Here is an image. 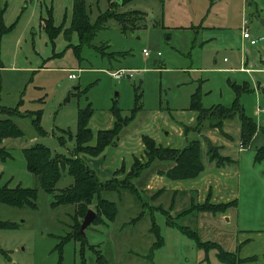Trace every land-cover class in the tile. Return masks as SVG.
I'll return each instance as SVG.
<instances>
[{
    "label": "rangeland",
    "instance_id": "rangeland-1",
    "mask_svg": "<svg viewBox=\"0 0 264 264\" xmlns=\"http://www.w3.org/2000/svg\"><path fill=\"white\" fill-rule=\"evenodd\" d=\"M74 1L0 0V118H10L20 130L0 141V184H37L23 153L34 143H44L53 154H71L78 110L87 104L93 109L89 125L94 131L112 125L113 103L122 115L138 108L119 133L131 149H123L124 144L112 149L115 143L96 156L80 154L100 179L122 164L124 172L116 176L123 177L134 156L145 158L143 133L178 147L199 138L204 170L194 178L170 179L160 176L165 163L155 160L132 179L140 195L123 187L102 191L116 203L114 218L95 213L80 227L81 239L61 246L59 262L58 243L73 229L74 210L72 204L51 205L53 193L72 182L62 170L55 191L38 187L35 208L0 202V219L16 226L0 227V247L10 255L0 254V264H228L218 260L214 243L238 259L257 255L240 264H264V157L256 159L257 148L264 146V0H133L118 10L139 11L142 28L122 32L110 19L85 43L70 27ZM83 1L91 24L108 7V0ZM50 8L53 24L62 25L53 40L43 29ZM209 17L220 27L205 28ZM245 19L252 38H261L255 46L242 37ZM120 68L124 74L113 77L111 72ZM69 71L77 77H68ZM232 82L248 86L238 101L257 125L249 145L241 144L238 116L225 119L221 129L205 124L201 132L184 135V124L195 125L196 111L188 109L192 93L199 94L203 107L229 106L236 96ZM206 138L234 160L217 166L209 159ZM110 149L113 158L104 156ZM85 156L101 160L91 165ZM106 162L109 175L100 168ZM207 196L212 202L236 198L237 204L223 212L194 209L179 217L192 201L198 204ZM93 203L86 209L95 210ZM167 220L194 228L208 250ZM152 224L162 236L160 244Z\"/></svg>",
    "mask_w": 264,
    "mask_h": 264
},
{
    "label": "trees",
    "instance_id": "trees-1",
    "mask_svg": "<svg viewBox=\"0 0 264 264\" xmlns=\"http://www.w3.org/2000/svg\"><path fill=\"white\" fill-rule=\"evenodd\" d=\"M131 1L133 0H108V7L106 10L100 13L97 16L96 21L91 24L89 22L88 14L86 13L84 1L75 0L73 3L70 27L77 32L81 43L88 42L89 39L110 19L115 20L119 24L122 32L129 29L142 28L138 21L143 18V15L139 11L118 10L119 7L126 5ZM159 1L163 2V0ZM46 14L47 16L43 18V29L47 32L51 40H53L62 31V25L55 26L53 24L51 8ZM63 33L68 39L69 34H67L68 32L66 29ZM231 84L235 89L236 96L229 106L218 103L213 104L210 107H203L199 100V94L197 92L192 93L191 103L188 109L196 111L195 125L190 128L184 124L182 126L184 135L189 131L194 130L196 132H201L205 128V124L221 129L225 119L238 116L240 121L241 144L243 147L249 145L255 135L257 125L251 117L244 113L243 107L238 101V95H240L241 92L248 90V86L246 83L240 85L236 82H232ZM137 109V107L132 108L130 114L122 115L120 108L113 103L110 108L114 117L112 125L94 131L89 125V119L93 113V109L90 104H87L78 110L75 133L76 142L71 154H53L50 148L44 143H34L25 147L23 153L27 167L36 175L37 184L34 186H22L21 184L9 186L8 183L0 184V202L17 207L28 205L35 208L38 187H41L47 192H53L55 191V184L60 178L62 170H66V172L72 176V182L59 189L57 192H54L53 200L51 201L53 207L60 204H72L74 207L71 215V218L73 219V229L67 232L64 239L58 243L59 262L62 258L61 246L70 239L82 238L83 234L80 231L81 224L78 219L79 216L84 215L86 212L85 210H87L86 208L93 203L94 199V211L98 216L100 215L98 218H101L102 215L109 220L114 218L117 212L116 203L113 200L103 197L102 191L118 190L123 187L140 195L138 188L133 185L132 179L139 177L142 171L149 167L155 160H165L170 163V166L166 170H159L160 174H163L170 179L194 178L204 170V163L201 160V140L199 138L188 139L184 146L178 147L163 145L158 143L153 136L143 133L141 134V141L143 143V154L145 158L140 159L139 157L134 156L128 171L124 173L123 177H117L116 174L118 172H124V164L114 169L111 176L105 179H100L96 171L86 163L80 154L85 153L90 156H96L99 155L106 146L115 144L119 138L120 130L133 119ZM7 111L10 113L16 112L15 109H8ZM38 118L39 116H36V118L33 119V122L36 125H38L39 122ZM19 133L20 130L10 118H0V141L5 136L16 135ZM206 140L205 141L208 143L207 153L209 159L211 161L214 160L217 166L224 165V162L226 161L232 162L234 160L230 155L218 152V147L211 144L207 138ZM262 157H264V146L258 147L256 151V159L258 160ZM208 200L209 196L198 204H196L197 202L192 201V203L195 204L191 205L192 207L188 209L189 211L186 209L181 210L178 213L179 217H183L188 214V212L194 211V209L198 211H209L212 213L223 212L229 206H235L237 204L236 198L227 202H212ZM167 223L177 226L183 233L193 237L196 244L206 250V245L201 244L198 239L199 235L194 228L178 222L171 223L168 220ZM0 227L16 226L11 220L0 219ZM151 229L157 236V244H160L162 242V236L158 232L157 225L156 229H154L152 224ZM211 247L216 248V256L218 260L223 263L240 264L241 261L257 259V255L255 254L242 258L240 257L238 259L236 253L224 250L217 243L216 245L214 243ZM239 250L240 249L237 248V251ZM0 254L6 259H10V255L6 249L0 247Z\"/></svg>",
    "mask_w": 264,
    "mask_h": 264
},
{
    "label": "crops",
    "instance_id": "crops-1",
    "mask_svg": "<svg viewBox=\"0 0 264 264\" xmlns=\"http://www.w3.org/2000/svg\"><path fill=\"white\" fill-rule=\"evenodd\" d=\"M206 20V25L204 26L205 28H210V27H213V28H215V27H220V26H216L215 25V23H213V21H212V18H210L209 17V19H205ZM201 24V23H200ZM204 25V24H203ZM203 25H201L202 27H203ZM194 27V26H193ZM240 31H241V29H240ZM244 40H247V39H245V38H243ZM250 44V43H249ZM251 46H255V45H252V44H250ZM257 45V44H256ZM156 60V59H155ZM155 60H154V62H155ZM244 68V67H243ZM235 69V67H230L229 68V70H234ZM240 69H242V67L240 68ZM69 72H71V71H69ZM75 73V72H74ZM77 74V73H76ZM71 78V77H70ZM263 86V85H262ZM260 88H261V86H259ZM258 87V88H259ZM262 89V88H261ZM174 122V121H173ZM122 139H120V136H119V138L117 139V141H116V144H115V146L113 145L112 146V149L114 148V147H118L119 145H123L124 144V147H123V149H131L132 148V144L130 143V142H127L126 143V141H123L122 143ZM140 142H141V139H140ZM158 142V141H157ZM225 143V142H224ZM112 149H110L109 151H107L106 153H104V156H107V155H109L108 157L109 158H113V157H115L116 156V154L112 151ZM131 151H133V150H131ZM85 158L87 159V161L91 164V165H95V164H98L99 163V160H101V158H97V159H95V158H88V157H86L85 156ZM156 162H161V163H165V167H160V169L159 170H166L169 166H170V163L169 162H162V161H155L154 163H156ZM153 163V164H154ZM109 166V162H106L105 164H104V166H101L100 168H102L101 170H103V171H107V173L105 174V175H109L112 171H110V167H108ZM104 167V168H103ZM158 170V171H159ZM159 173V172H158ZM160 176L161 177H166L165 175H163V174H160ZM150 177H151V175H150Z\"/></svg>",
    "mask_w": 264,
    "mask_h": 264
},
{
    "label": "built area",
    "instance_id": "built-area-1",
    "mask_svg": "<svg viewBox=\"0 0 264 264\" xmlns=\"http://www.w3.org/2000/svg\"><path fill=\"white\" fill-rule=\"evenodd\" d=\"M246 19L242 21V26H241V34H242V37L247 39L249 41L250 44L252 45H255L258 43V41L261 39V38H258V39H254L252 38V36L250 35L249 31H248V28L246 26ZM143 52L148 55L149 54V51L148 49H146L145 47L142 49ZM112 76L115 77V78H119L123 73V69L120 68V69H116L114 71L111 72ZM127 75H130V72L127 73ZM68 77H71V78H74V77H77V74L74 73V72H69L68 73Z\"/></svg>",
    "mask_w": 264,
    "mask_h": 264
},
{
    "label": "water",
    "instance_id": "water-1",
    "mask_svg": "<svg viewBox=\"0 0 264 264\" xmlns=\"http://www.w3.org/2000/svg\"><path fill=\"white\" fill-rule=\"evenodd\" d=\"M261 23L264 25V20H261ZM94 214H95V211L93 209L91 208L87 209L84 215L83 221L81 223V228H83L90 222V219L94 216Z\"/></svg>",
    "mask_w": 264,
    "mask_h": 264
}]
</instances>
